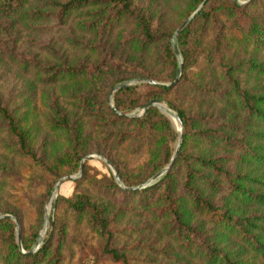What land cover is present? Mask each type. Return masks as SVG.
Masks as SVG:
<instances>
[{
  "label": "trees",
  "instance_id": "16d2710c",
  "mask_svg": "<svg viewBox=\"0 0 264 264\" xmlns=\"http://www.w3.org/2000/svg\"><path fill=\"white\" fill-rule=\"evenodd\" d=\"M203 1H185L182 23ZM258 1L264 3L208 0L176 37L184 59L181 79L172 86L146 83L145 90L122 87L114 108L110 92L130 78L125 73L171 82L177 76L173 31L159 25L155 1L0 0V79L14 68L29 79L24 104L9 107L0 93V131L6 133L0 147L36 162L33 145L43 137L44 155L38 162L53 176L48 194L59 178L80 169L96 136L117 149L132 141V155L146 149V160L133 168L115 149L107 153L125 187L144 184L171 162L177 131L157 107L143 116L123 113L174 93L179 103L167 102L183 122L175 161L150 186L123 188L112 173L98 177L84 163L82 177L73 180V193L59 195L56 218L37 252L21 251L16 223L1 218L0 264H74L75 254L67 259L63 239L78 225L97 239L93 244L79 241L82 252L87 249L95 258L117 264H134L127 243L144 241L147 232L153 234L147 238L149 246L167 240L152 249L169 264H264V18L249 11ZM125 21L133 25L131 33L114 34ZM211 24L216 32L211 46L204 48ZM53 25H71L65 39L73 48L97 55L111 39L116 50H127V45L129 56L92 63L53 48L46 58L22 51L21 43L32 41V33ZM160 41L162 67L140 72L135 62ZM55 88L60 91L53 98ZM85 181L94 182L97 196L83 190ZM39 215L43 221L44 209ZM38 235L33 234L32 243L23 238L26 250ZM83 260L79 255L76 264H85Z\"/></svg>",
  "mask_w": 264,
  "mask_h": 264
},
{
  "label": "rangeland",
  "instance_id": "374dc122",
  "mask_svg": "<svg viewBox=\"0 0 264 264\" xmlns=\"http://www.w3.org/2000/svg\"><path fill=\"white\" fill-rule=\"evenodd\" d=\"M153 1L155 2L152 8L154 9L156 20L159 22V25L162 27L163 31L165 30V32L167 33L173 31V36L171 38V42L173 44L174 37L176 36V31L182 25V17L180 13L185 10L186 0H153ZM251 1L240 0V3L246 4ZM200 5L201 3L199 4V6ZM194 11H192L189 14V16ZM249 11L254 13L259 18H264V3L258 1L256 4L250 7ZM214 26L215 25L211 24L205 34V38L203 41L204 48H206V46H211L212 44L213 37L216 32ZM70 29H71V25H67V26L65 25L63 28H59L57 27V25H53L50 30H47L44 33L41 34L32 33L30 35V38H32L33 40L32 41L28 40L27 42L21 43V49L27 55L34 56L36 58H46L47 56L49 57L50 55H52L51 49L53 48L56 49L58 52L59 50H61L63 53H65L68 56H75L76 58L81 57L83 58L82 60L87 59L86 62H92V63L93 62L96 63L98 60H101L103 58L111 59L119 56L120 59L121 58L124 59L129 56V52L127 53L129 47L127 45H124V47L127 50L121 48L116 50L114 46V42L111 39H109L110 41L107 39V43L99 48L97 55L96 53H92L88 50L81 51V49L73 48L71 45L67 43L65 39L66 34L70 31ZM132 29H133L132 23L128 21L120 22L119 25L114 28V34L117 35L119 33L129 34L131 33ZM77 33L78 32L75 31V34ZM88 37H90V35H88ZM104 40L106 41L105 38ZM160 44L161 41L158 42V46L156 45L153 47L152 52L150 54L144 56L142 59L137 60L135 62V65H137L138 69H140V72H146L153 69H159L162 67V62L160 60L159 55L157 54V49L160 48ZM203 56L204 53H202L201 58L199 56V65L203 64V60H204ZM182 59H183V55H182ZM135 75L136 74L129 76L128 73H125L124 77H130V78L117 83L113 87V89L110 92V98H109V104L111 107L115 106V96L119 91V89L115 90V87L118 86L119 84L127 82L130 84V86H139L142 90L147 89V87L143 86L144 84L148 83L144 81V79H149V78L135 76ZM151 80H155V79H151ZM155 81L164 84L171 83V81H159V80H155ZM27 86H29L28 77L24 76L22 73H19L15 68L10 70V72L6 73V75H4L0 79V93L3 96L5 103L9 107H14L15 105L24 104L25 101L23 98L26 95V93L24 92L27 89ZM54 91L56 94L52 95L53 98H55L59 94L60 90L59 88H55ZM184 93L185 91H181L180 93H178V96L181 97ZM160 100H162L163 103L167 104V106L169 107L167 100L176 101L175 94L171 93L169 95H164L163 99ZM61 104H63L62 101ZM143 106L144 105L138 106L134 108V110L123 114H125V116L127 117L143 116L144 115L142 114ZM171 109L175 110L173 108ZM160 112L162 113L161 110ZM167 118L171 121L172 126L177 131L178 128L173 124L172 120H174L176 124L178 123V121L174 118H172V120L169 117ZM4 135H6V133L0 131V138H2ZM49 137L51 138L52 136ZM93 139L94 140H92V142L89 145V149H88L89 151L85 155V156L92 155V157L88 158L85 161V163L87 162L89 164V166L92 168L91 172L95 174L97 173L96 175L98 177H101V174L111 175V173L114 176L111 168L100 157L103 156L108 161H110L109 158L107 157V153L113 149L116 150L115 154L119 155V157L122 159V162H124L131 168H133V166L136 164H141L147 158L146 149H143L142 151L140 150L139 151L140 153L137 155H132V152L135 153L133 150L134 145L132 144V141L130 142L131 145H129L130 143H128L122 149H117L113 147V145H111L110 143L107 142L102 143L98 141L99 138L97 136L93 137ZM42 141H43V137H40L38 138V140H35V144L33 145L35 154L37 156L36 162L35 159L31 158L28 155H24V154L17 155L15 153H9L7 150L2 149L0 147V215L10 214L18 222V226H17L15 219L10 218L16 223L17 240L19 243V239H18V233H19L20 241H21L20 244L24 248V251H28V250L25 249L23 238L28 240L29 243L30 242L32 243L33 234L35 232H38L39 235L42 234L45 229L46 216L48 215L49 226L45 234L46 237L47 232L51 226V220L56 218V214L54 210L59 195L70 196L73 193L75 187V183L73 180L78 179L83 175L84 167L82 168V171L80 167V169L77 172L63 175L61 178H59L56 181L53 188L48 194L47 193L48 185L52 180L53 176L51 175L50 172H48L43 167H41L38 162V157L44 155V151H41ZM177 141H178V131H177L176 140L173 142L174 152L177 146ZM98 151L102 153L104 152L106 154H101ZM85 156H83L81 163ZM42 161H44L43 158ZM67 176H73L75 178L71 180L65 178L64 182L60 186V190L53 195L56 184L59 182L60 179ZM83 190L88 192L92 196L95 195L97 196L94 187V182L91 183L89 181H85L83 183ZM30 198L32 199V202ZM40 209H44L43 221L39 215ZM17 215L20 218L21 222L19 221ZM132 220L133 222H137V223H143L146 221V220L139 221L136 220L135 218H133ZM78 227L80 230L78 229L75 233L72 231L73 227H71L70 230L67 232L65 238L63 239L64 243L67 246V249L65 250V255L67 259H73L72 255L74 256L75 254L74 264L79 262L77 261L79 255L82 256V258H84L83 262L85 264H117L109 260L107 257H101L100 259H97L94 257V255L92 256L90 253H88L87 249L82 252L81 248L78 246L79 241L90 242L91 244H93V242L94 243L97 242V239L96 237H94L95 235L90 233L88 229H84L83 225H78ZM146 235L147 237H145L144 241L142 242L136 244L132 242L127 243L130 250L129 255L131 258H133V263L134 264H169V262L166 259H163L161 257L159 258L152 249V248L154 249L161 248L163 245L166 244L167 240H163L161 242L159 241L158 244L149 246L148 244L149 241L147 240V238L149 236H152L153 234L147 232ZM58 236H60L59 233H57V237ZM36 240L33 243L32 247L35 245ZM21 251L23 250L21 249Z\"/></svg>",
  "mask_w": 264,
  "mask_h": 264
},
{
  "label": "water",
  "instance_id": "95a60500",
  "mask_svg": "<svg viewBox=\"0 0 264 264\" xmlns=\"http://www.w3.org/2000/svg\"><path fill=\"white\" fill-rule=\"evenodd\" d=\"M207 1L208 0H204L201 3V5L182 23V25L176 31V36L174 37V41H173V49H174L175 55L178 58L179 68H178V72H177V76H176L175 80L173 82H171L170 84L159 83V82H157L155 80H151V79H144V81H146V82H148L150 84H155V85H168V86H172L175 83H177V81L180 79L181 74H182V70H183V59H182L181 50L179 48V43H178L176 37H177V35L179 34L180 31H182L183 29H185L187 27V25L191 22V20L204 7V5H205V3ZM236 1L240 2V0H236ZM127 86H130V84L127 83V82H125V83H122V84H119L118 86H116L115 87V90L120 89L122 87H127ZM113 107L115 108V106H113ZM150 107H157V108H159L162 111V113H164L171 120H172V118H174V119H176L178 121L179 128L177 129V131H178L177 146H176L174 155H173V157L171 159V162L165 168H163L162 170H160L159 172H157L155 175H153L146 183L141 184V185H138V186H135V187H125L123 185V182H122V180H121V178H120V176L118 174V171L116 170L115 166L110 161H108L105 157L100 156L108 164V166L111 168V170H112V172L114 174V177H115L116 182L120 186H122L123 188H126V189L138 190V189L147 187V186L152 185L153 183H155L157 180H159L165 174H167V172L171 168V165L175 161V159H176V157L178 155V152H179V150L181 148V144L183 142V122H182V119L180 118L178 112H176L175 110H172L171 108H169L167 106V104L163 103L162 100L155 99V100L150 101L149 103H147L146 105H144L142 107V114H144L147 111V109L150 108ZM133 115H135V114H133ZM90 157H92V155H89V156H85L84 157V159H83V161L81 163V171H82V168L84 166L85 161L88 158H90ZM65 178L71 180V179H74L75 177H73V176H67V177H64V178L60 179L59 182L55 186L53 195L60 190V186L64 182ZM1 218H14V217L12 215H10V214H6V215H0V219ZM15 221H16V219H15ZM16 223H17V226H18V222L17 221H16ZM48 226H49V217L47 215L46 216V223H45L44 232L38 236L35 245L29 251H24V248L20 244V242H21L20 241V234L18 233L19 245H20V247H21V249L23 250L24 253H28V254L35 253V252H37L40 249V247H41V245L43 243V239L45 237V234H46V231H47Z\"/></svg>",
  "mask_w": 264,
  "mask_h": 264
},
{
  "label": "bare ground",
  "instance_id": "6f19581e",
  "mask_svg": "<svg viewBox=\"0 0 264 264\" xmlns=\"http://www.w3.org/2000/svg\"><path fill=\"white\" fill-rule=\"evenodd\" d=\"M172 121H173V124H174L177 128H179V123L176 124V123L174 122V120H172ZM54 198H55V196H54Z\"/></svg>",
  "mask_w": 264,
  "mask_h": 264
}]
</instances>
